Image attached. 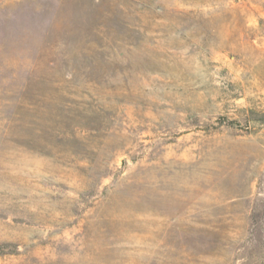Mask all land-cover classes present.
Wrapping results in <instances>:
<instances>
[{
  "label": "rangeland",
  "instance_id": "1",
  "mask_svg": "<svg viewBox=\"0 0 264 264\" xmlns=\"http://www.w3.org/2000/svg\"><path fill=\"white\" fill-rule=\"evenodd\" d=\"M0 264H264V0H0Z\"/></svg>",
  "mask_w": 264,
  "mask_h": 264
}]
</instances>
